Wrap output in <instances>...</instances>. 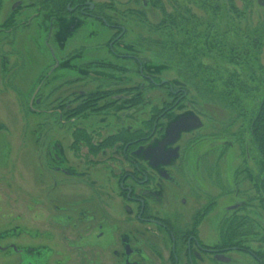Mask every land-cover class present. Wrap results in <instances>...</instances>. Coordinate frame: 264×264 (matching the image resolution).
I'll use <instances>...</instances> for the list:
<instances>
[{
  "label": "rangeland",
  "instance_id": "rangeland-1",
  "mask_svg": "<svg viewBox=\"0 0 264 264\" xmlns=\"http://www.w3.org/2000/svg\"><path fill=\"white\" fill-rule=\"evenodd\" d=\"M42 1L0 0V264H119L112 251L122 245L104 249L93 228L105 216L143 251L140 264H150L163 234L131 223L138 204L122 197L115 179L129 169L108 145L120 131L146 135L156 124L157 142L162 127L189 114L202 127L181 135L170 166L175 181L165 182L160 204L145 197L151 214L185 224L215 207L201 229L218 224L219 232L204 234L207 242L229 230L264 264V170L248 127L264 94V0H77L125 30L116 56L106 47L115 31L92 18L40 12ZM107 88L121 99L87 120L72 126L55 111ZM230 90L235 99L222 102ZM87 138L91 147L105 145V160L89 165ZM112 238L107 230V245ZM228 256L230 264H258Z\"/></svg>",
  "mask_w": 264,
  "mask_h": 264
},
{
  "label": "flooded vegetation",
  "instance_id": "flooded-vegetation-1",
  "mask_svg": "<svg viewBox=\"0 0 264 264\" xmlns=\"http://www.w3.org/2000/svg\"><path fill=\"white\" fill-rule=\"evenodd\" d=\"M69 5H71V7L67 6L65 13H60L59 10L55 9L54 7L44 8L43 6L39 7L38 11L42 12L45 10H51L52 13L60 17L64 16L65 14L70 16L76 14L102 22L104 26L115 31L113 38L108 42V44H106V47L108 48V51L112 56H116L115 47L122 40L125 34V30L122 27L111 26L109 23H106L105 21L107 20L99 15L97 8L93 4V7H91V3L89 4L86 1L79 2L72 0ZM68 34L71 35L72 33ZM114 91H116L115 88H107L102 94H98L100 92H86L87 94L84 93L80 96L83 100L82 103L74 106V101L76 100V98L75 100L71 99L72 101H70L69 104L65 106V102L61 103L58 107V110L55 111H57V114H60V116L62 117L64 116L65 111L66 118L70 121V123H72L71 125L73 126V124H75L81 117L85 116L83 120H87L89 118L87 113L98 115V113L104 111L105 108L112 106L113 103L121 99V97L118 99L116 98L119 97L120 94L117 91ZM106 95H108V97H106ZM176 95L177 94L175 93V96ZM193 117H198L200 119L199 115L196 114L184 115L181 116L178 120L172 122L169 126L162 127L163 129L160 130L163 137L157 142L156 140H154L157 126L156 124L152 132H147L146 135H139V132H125L123 134L122 131H120L117 134L111 136L114 139L111 142L112 144L108 145L109 147L118 146L119 150L115 151V155H118L117 153H120L121 157L119 158V160L123 161L127 166L125 170L129 169L128 172H125L122 169L121 172H118V176L115 177V179L118 180V187L122 194V197L125 198V200H127L128 202L138 204L137 213L134 215V220L131 221V223L133 225L135 224L134 227L144 226L146 228H151V230L153 231L152 235L155 236L154 238H158L163 234V240L161 239V241L163 242V246H158V242H155L154 245L156 246H153V248H151L153 259L151 260L150 256L147 255L149 257V263L230 264L232 262V259L228 255L239 253L250 255L254 261L258 262V264H263L261 258L253 251H250L248 248L240 245L239 241L235 240L232 234L229 233V230H227L226 232L223 231V233H221V241H218L216 239L215 242H207L206 236L210 234L213 238L214 231H216V233L219 232L218 224L212 225L209 230H206L205 232L201 229L204 220L215 212V207L204 208L203 211L206 210V212L201 213L205 214L203 215V218H201V214L195 213L185 224V220H181L180 217L178 218V216L162 217L157 214H151V206L147 204V199L145 197L148 196V198H152V200L158 201L159 204L163 201L166 191L165 182L171 183L175 181V178L172 176L173 169L171 170L170 166L180 156V147L176 145L180 141L181 135L183 133H188L200 129L202 125L199 128H189L185 131L180 132L178 135V140L176 142H172V139H169L171 141H169L168 144H161L166 140L168 130L170 129L172 124L178 122L183 118ZM90 142L91 139L87 138L86 146L88 148V151L86 152L85 156H88L87 162H89V165H93L90 161H95V158H98L99 156L102 161L105 160V145H96V148H94L89 146ZM178 170V168H175L174 172ZM63 171L64 172L62 173L64 175H69L67 170L64 169ZM128 182L130 184H128ZM90 186L96 187L98 186V183L92 180V184ZM136 186L142 189V194L135 193ZM239 209L240 208L236 209V211H238ZM83 218L84 219L82 220V222L84 224H88L86 225V232L91 233L92 226L89 224L90 218L87 217L86 219V215ZM101 219L102 220L98 219V221L93 224V228H98L99 232L97 239L102 241L105 246V248H103L107 249L109 248L107 246H116L120 243L122 247L120 249H115L112 251L113 259L119 260V264H121V258H124L125 264H140L139 260H137L136 258L143 259V251L135 250V248L131 247V237L128 234L122 236L120 225L117 224L116 219L112 220L111 216L101 217ZM225 220L230 222L228 218H226ZM107 230H110L111 234L113 235V241L108 245L105 242L107 238ZM116 234H118L119 237ZM135 241L139 245L140 240L136 236Z\"/></svg>",
  "mask_w": 264,
  "mask_h": 264
},
{
  "label": "trees",
  "instance_id": "trees-1",
  "mask_svg": "<svg viewBox=\"0 0 264 264\" xmlns=\"http://www.w3.org/2000/svg\"><path fill=\"white\" fill-rule=\"evenodd\" d=\"M71 1L72 0H43L41 5L44 8L54 7L55 9L59 10L60 13H65L67 5L70 4ZM226 85L229 86V83ZM221 96L222 97H220V100L222 102L228 101V103H231L232 100L235 99L233 90L225 92ZM248 127L251 141L253 142V145L261 160L260 166L264 170V94L262 95L257 108L250 115Z\"/></svg>",
  "mask_w": 264,
  "mask_h": 264
},
{
  "label": "water",
  "instance_id": "water-1",
  "mask_svg": "<svg viewBox=\"0 0 264 264\" xmlns=\"http://www.w3.org/2000/svg\"><path fill=\"white\" fill-rule=\"evenodd\" d=\"M91 7H93L92 4H91ZM201 125L202 123L198 117L183 118L179 120L178 122L171 125L170 129L168 130L166 140L161 145L168 144V142L171 141L169 139H172V142H176L178 140V135L180 132L185 131L189 128H199L201 127Z\"/></svg>",
  "mask_w": 264,
  "mask_h": 264
}]
</instances>
